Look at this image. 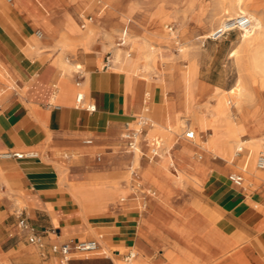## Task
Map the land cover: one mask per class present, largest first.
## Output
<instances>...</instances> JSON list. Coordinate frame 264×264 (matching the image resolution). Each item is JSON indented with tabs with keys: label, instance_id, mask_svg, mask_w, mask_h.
<instances>
[{
	"label": "crops",
	"instance_id": "obj_1",
	"mask_svg": "<svg viewBox=\"0 0 264 264\" xmlns=\"http://www.w3.org/2000/svg\"><path fill=\"white\" fill-rule=\"evenodd\" d=\"M11 1H0V86L5 87L0 88V153L18 155L0 157V230L9 229L16 238L6 250L0 247V261L70 264L73 259L66 261L58 250L61 243L96 239L99 253L91 258L104 264H110V257L100 256L111 247L116 256L129 249L133 264H264V176L237 186L227 176L231 167L207 160L211 149L196 147L181 167L178 147L146 145L153 136L162 138L168 99L158 97L148 79L137 77L142 75L124 70L125 63L114 62L98 37L85 49L75 35L64 34L71 43L65 49L71 67L63 69L55 41L60 34L47 33L31 46L37 42L38 24ZM31 1L22 4L34 6ZM48 1L51 5L53 0ZM60 2L76 22L75 7ZM46 11L35 15L41 27L51 19ZM65 21L61 14L51 26L62 32ZM92 21L88 16L76 24L85 30ZM170 101L176 110L175 94ZM148 104L149 123L129 150L122 134L134 128L137 115L148 112ZM137 148L141 151L135 158ZM144 148L151 163L141 162ZM196 150L206 158L199 165L192 157ZM171 152L175 167L184 172L181 183L170 168L156 172ZM147 165L157 184L143 178L140 169ZM126 168L137 180L134 187L119 182L127 178ZM140 198L142 206L132 210ZM19 213L29 232L40 236L41 247L50 250L48 260L41 261L32 246L41 247L27 241L28 232L18 226Z\"/></svg>",
	"mask_w": 264,
	"mask_h": 264
},
{
	"label": "rangeland",
	"instance_id": "obj_2",
	"mask_svg": "<svg viewBox=\"0 0 264 264\" xmlns=\"http://www.w3.org/2000/svg\"><path fill=\"white\" fill-rule=\"evenodd\" d=\"M16 1L22 6L23 10L27 11V15L36 20L38 24L37 30L41 29L43 24L40 19L36 18L35 15L37 13H43L47 10L46 13H49L51 16V19H48L44 23V26L51 23L52 20L59 15L63 14L65 17L68 13L60 0H53L51 5H49L48 0H32L31 3L34 2V6L30 7H28V5H23V0ZM63 1H66L75 7L77 13L74 16L77 24H80L81 20L88 16L93 18V21L88 25L93 26V32L89 39L79 38L77 34L69 31L66 27L64 31L58 32V34H60V38L58 39L66 42L64 46H60L57 43L60 50L58 60L59 65L65 63V49L71 47V43L64 34L75 35L76 39L79 40V44L83 45L85 49H88V44L93 43L95 38L98 37L97 41L108 47L109 50L107 51H109L108 55H110V51L113 52L115 45L118 48L126 46L125 43L118 45L121 43L120 39L121 36H123V30L125 29V38L128 39L130 37L129 40H132L133 42L141 40L142 45L144 43L151 44L155 53L153 58L146 60L143 58L142 53H138L137 46L135 49L136 44H133L134 48L128 50L129 54H124L121 59V63H125L122 68L143 76H137L139 78L148 79L149 83H152L157 93H159L158 97L160 96L163 101H165V99L171 100V98H173V86H175L176 82L179 81L178 79L181 78V83L179 85L186 91H189V93L191 91L193 93L200 91V96L196 101V104L198 105L197 109L199 115L206 120H212L216 117L213 108L218 104V101H220L222 93H225L227 89H230L235 85L239 75L244 76L247 81V88L250 92V99L244 102L240 111L233 107V115L234 122L237 124L240 122V114L242 113L244 115L246 129L240 130L239 132H232L229 130L227 134L230 138H232L233 135H237L240 139L250 140V137L252 136L254 139L252 138L251 140L253 141H264V63L257 64L253 61V50H255V48L250 42H242L240 40L239 30H232L220 36L212 34V32H215L221 26L226 17V14H224L222 10L223 7H228L230 2H233L234 0H134L137 7L134 10L135 13L133 12L131 17L127 14L119 13L124 10L127 0H116L113 8H106L103 11L100 6L93 5L96 0H78L77 2H73L72 0ZM13 4L16 5L15 3ZM244 8L248 11L251 10V12L256 10L258 14L264 17V0H245ZM69 9L72 11L73 7H70ZM100 11H102L101 16L97 15ZM143 14L147 17L145 18ZM127 18L130 19L128 28H126L128 24L125 23ZM113 22L115 23L113 24ZM77 29L79 30L78 33L84 31L78 25ZM206 35L207 37H205ZM123 53L124 52L122 51L121 56ZM175 55L177 56L175 57ZM65 65H68V67L71 66L69 63H66ZM161 86L166 90L165 95L161 92ZM0 88H2V86H0ZM2 89L5 90V87ZM151 106L152 105L150 104L148 112L144 111L141 115L144 114L145 117L147 116L150 118ZM135 118L137 119L138 115ZM182 118L185 120V123L178 129L177 133L174 134L176 147H178L181 142L188 144L194 143L195 141L202 142L207 138L211 139V137L214 136L212 127L210 125L198 124L192 114ZM132 126L137 127L135 122ZM194 127L198 130V134L195 133V138L192 140L185 138L184 130L187 128L193 129ZM163 130L164 129L161 127V131ZM223 134L224 129H220L218 136H222ZM217 144V139L213 138V141L211 140L210 142L209 149L213 148L215 151L210 150L211 156H209L207 160L227 164L232 168V170L227 173V176L230 174L242 175L244 178L242 185L245 186L246 182H250L251 180L245 178L243 172L234 165L244 156L246 159H250L251 153L245 150L241 153H235L236 148L235 144H233L231 153L234 157V162L231 164L228 163L223 151L221 152L218 150ZM143 152L145 153V156L141 157V162L151 163L149 162L151 159L150 151H148L147 148H144ZM171 154L172 152L167 157ZM200 156L201 159L199 158ZM258 156L259 153L254 155L253 164H255ZM192 157L198 161L206 160L205 155L197 150L192 153ZM155 161L156 157L153 158L152 163ZM144 168L140 169L141 173ZM129 171L130 169L126 168L125 175L127 178L125 181L119 182L128 187H134L137 180H131ZM170 171H172V168H170ZM183 174L184 172L181 171L178 183H181L184 179ZM191 175L195 180H199L194 174L191 173ZM121 179L120 177H117L116 180ZM141 203H143V199L140 198L139 205L133 204L131 206L132 210L138 211V207L142 206ZM22 205L23 204L19 205L20 209H22ZM15 238L16 236H14L12 232L10 233L9 229L2 228L0 230V247L6 250L15 242ZM25 243L28 244L26 241ZM32 247L41 261L49 259L51 252L46 244L41 248L35 246ZM115 248L116 247L109 248V252L107 254H102L100 257L108 255L110 258L106 261L110 264H112L110 259L113 258L127 263L124 261V258L129 254V249H122L121 254L116 256L112 252V249ZM98 251L99 248L90 253H83L76 250L72 251L73 253L71 252L69 254V257L73 259L70 264H104L105 260L101 261L91 258L93 255H96ZM160 253L161 251L156 252L155 256L159 257ZM59 262L60 264H66L64 261L61 262V260H59ZM130 262H132V260Z\"/></svg>",
	"mask_w": 264,
	"mask_h": 264
},
{
	"label": "bare ground",
	"instance_id": "obj_3",
	"mask_svg": "<svg viewBox=\"0 0 264 264\" xmlns=\"http://www.w3.org/2000/svg\"><path fill=\"white\" fill-rule=\"evenodd\" d=\"M72 1L73 2H77L78 0H72ZM115 2H116V0H96L93 3V5L100 6V8L103 11L106 8H109V9L113 8ZM116 6H117V4H116ZM244 6H245V0H234L233 2H230L229 6H228L229 8L228 7H223V9H222L223 13L226 14V17L224 18V21L231 20V19L234 18V16H237L239 14H246V15L249 16V18L252 21L251 26L249 28H244V29L239 30L240 31V40L242 42H250L252 44V46L255 48V50H253L254 51L253 61L255 63H257V64L258 63L259 64L260 63H264V17H262L260 14H258L256 12V10H253L252 12H251V10L250 11L246 10L244 8ZM136 7L137 6H136L134 0H127V2L125 3V6H124V10L119 12V13L127 14L128 16L131 17V15L133 14V12H134ZM120 8H122V7H120ZM102 11L97 13V15L101 16ZM107 13H108V11H107ZM139 15H140V13H139ZM108 17H109V15H108ZM146 17L147 16H145V18ZM112 18H114V17H112ZM112 18H111V20H112ZM65 19H67V21H65V23H66L65 27L69 31L77 34V36L79 38H86V39L90 38V36H91V34L93 32V26L92 25L88 26L87 29H85L81 33H78L79 30L77 29V24H76L75 20L72 18V16L69 13L66 14ZM224 21L222 22L221 26H225V25H223ZM129 22H130V19L127 18L125 20V23L128 24L126 28H128ZM114 23L115 22H113V24ZM134 24H135V22H134ZM136 28H137V26H136ZM140 28H141V26H140ZM56 32H60V31L55 30V28H53L51 26V23L47 24L46 26L41 27V29L36 31L35 42L36 41L37 42L34 43L31 46H35V44L37 45V43L39 41L38 39H43L44 37H46L47 33L48 34L50 33V36L53 37V36H55ZM125 33H126V31H123L124 43L126 44V46L123 47V48H118L115 45L114 48H113V52H112V57L111 58H112V60L114 62L121 61V59H122L124 54L128 55L129 54L128 50H132V48H134L133 44H136L135 45V49H136V46H137L138 53H142V56H143L144 59L150 60L151 58H153L155 51H154L153 46L151 44L144 43L142 45V41L141 40H136L135 42H133L132 40H129L130 37L128 39L125 38V36H126ZM214 33L215 32H212V34H214ZM205 37H207V35ZM55 41L60 46H64L65 43H66L65 41H63L61 39H56ZM140 50H141V52H140ZM122 51L124 53L121 56V52ZM185 55H186V53H185ZM176 56L177 55H175V57ZM173 57H174V55H173ZM65 59H66L65 63H62L61 67L63 69H69L71 66L68 67V65H65V64L69 63L71 65V62L68 60V57H66V56H65ZM191 60H193V59H191ZM188 61H190V60H188ZM175 69H177V68H175ZM178 80L177 81L179 83L176 82L175 86H173L174 87L175 99L177 101V108H176V110L175 109L173 110L171 101L167 100L168 111H169V119H168V121H167L165 126H161L162 129H164L162 131L163 132L162 138L160 139L157 136H153L150 140H146L147 141L146 145H154L156 147H159L160 144H162V142L163 143L165 142V143H167L166 144L167 147H169L171 150L176 148V145H175L176 141H175V138H174V136H175L174 134H176L178 129L181 126H183L184 123H185V120L182 117H185V116H188L189 114H192L193 118L196 120V122L198 124H200V125L204 124V125H207V126L210 125L212 127L213 131H214V136L211 137V139L207 138L206 140H204L202 142H200V141L196 142L195 141L194 143H189V144L185 143V142H181L180 145L178 146V154L175 155L176 158L179 160V164L181 165V167H183L182 162H184V158L187 157L188 159H190L188 157V153L190 151H193L196 147L209 149L210 142H211V140L213 141V138H214V139H217L218 150L221 151V152L223 151V153L225 154V156H226V158L228 160V163L233 164V162H234V157L232 156V153H231V149L233 147V144H235V148H236L235 153H238L240 148H241V152L243 150H245V151H248V152L251 153L250 159H246L245 156H244L242 159L238 160L237 164L234 165L235 167H237L238 169H240L243 172L245 178L250 179L251 181H254V180H256V178H254V175L264 176V169L257 168L256 167V162H255V164H253L254 155H256L257 153H259V155L260 154H264V141H261V140L253 141V140H251L253 138L252 136L250 137V140L249 139H245V140L240 139L237 135H233L232 138H230L229 135L227 134V132L229 130L232 131V132H237V131L239 132L240 130L246 129L244 115L242 113L240 114V122L238 124L236 122H234V115H233V107H235L236 109H238V111H240V109L242 108L244 102H246L248 99H250V92H249V90L247 88V81L244 78V76L239 75L237 80H236V82H235V85L233 87H231L230 89H227L225 93H222L220 101H218V104L216 106H214V108H213V112L215 113L216 117L213 118L212 120H206L204 117L199 115V111L197 109L198 105L196 104V101H197L198 97L200 96L199 95L200 91H198L197 93H193L191 91L189 93V91H186L184 88H182L179 85L181 83V78H179ZM2 82H4V81H2ZM77 94H81L83 96L82 92L77 93ZM77 94H76V96H77ZM171 119H173V120H171ZM149 127H150V125L147 128H149ZM134 128H136V127H134ZM220 129H224V134L222 136H218V133H219ZM192 130L196 134H198V130H197L196 127H194ZM185 131L186 130H184V133H185ZM194 138H195V135H194ZM145 139H147V137H145ZM134 149H132V150H134ZM211 150L215 151V149H213V148H211ZM140 151L141 150L139 148H137V150L135 151V155H134L135 158H137L139 156ZM0 155H1V153H0ZM165 161H167L168 164L165 165ZM165 161L159 162V167L156 169V172H161L163 169L165 171H167L169 168H172V171H170V173L172 175H174L175 178L179 179L180 176H181V171L177 167H175V164L173 162L174 159H173L172 154L169 157H167L165 159ZM194 163L196 165H199L202 162L198 161V160H194ZM187 168H189V167H187ZM142 175H143L144 179L147 178V179H150L152 183H156V184L158 183V182H156V179L154 178V176L153 177L151 176L152 175V170L150 169V166H148V165L145 166V168H144V170L142 172ZM240 198H242V197L240 196ZM234 203H235V201H234ZM98 253H99V251H98ZM133 263L134 262L132 260V262H129L127 264H133ZM0 264H9V263L0 261Z\"/></svg>",
	"mask_w": 264,
	"mask_h": 264
},
{
	"label": "built area",
	"instance_id": "obj_4",
	"mask_svg": "<svg viewBox=\"0 0 264 264\" xmlns=\"http://www.w3.org/2000/svg\"><path fill=\"white\" fill-rule=\"evenodd\" d=\"M10 2L11 0H7ZM91 18H89L90 20ZM251 19L249 18L248 15L246 14H239L235 16L233 19L225 21L223 25L225 26H220L214 33L215 36H220L224 33L230 32L232 30H241L244 28H249L251 26ZM84 27V25H82ZM122 44L124 42L123 38L120 39ZM79 81L76 82V85H79ZM83 100V96L81 94H77L76 96V102L78 104H81V101ZM87 110H94L93 105H87L86 106ZM149 121L144 117L143 115H139L138 118L136 119V128L133 129H128L126 128L122 134L123 139L126 140V145L128 149L132 150L137 146V143L139 141L140 136L143 134L144 128L148 125ZM127 126V125H126ZM194 131L193 130H186L184 133L185 138L187 139H194ZM86 142H90V140H87ZM241 152V148L239 150ZM17 156V153H1L0 157H8V156ZM256 167L257 168H264V154H260L257 157L256 160ZM228 179L237 186L242 185L243 178L239 174H230L228 176ZM18 218V226L21 227L22 229L26 230L28 232L27 234V241L31 244H35L37 246H42L43 243L41 241V238L39 235L29 232L31 229L29 228L27 221L25 217L21 216ZM99 247L98 242L95 239H89V240H84V241H79V242H63L58 246V250L60 253L63 255L64 259L66 261H69V253L71 250H76L79 252L83 253H90L95 251ZM132 257V254L129 252V254L125 257L127 261H129Z\"/></svg>",
	"mask_w": 264,
	"mask_h": 264
}]
</instances>
